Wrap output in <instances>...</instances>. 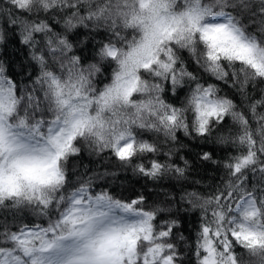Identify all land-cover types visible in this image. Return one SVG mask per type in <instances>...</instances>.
Segmentation results:
<instances>
[{
  "label": "snow or ice",
  "instance_id": "snow-or-ice-1",
  "mask_svg": "<svg viewBox=\"0 0 264 264\" xmlns=\"http://www.w3.org/2000/svg\"><path fill=\"white\" fill-rule=\"evenodd\" d=\"M13 36L29 70L0 61V264H264V0H0ZM197 161L223 169L206 192ZM129 170L178 194L115 193Z\"/></svg>",
  "mask_w": 264,
  "mask_h": 264
},
{
  "label": "trees",
  "instance_id": "trees-1",
  "mask_svg": "<svg viewBox=\"0 0 264 264\" xmlns=\"http://www.w3.org/2000/svg\"><path fill=\"white\" fill-rule=\"evenodd\" d=\"M91 47V44L87 45L88 51L85 53L89 56V58L91 57ZM0 61L4 62L8 69V74L15 79H19L24 72L29 70L27 67V49L19 43V38L16 36L11 37L6 45L0 47ZM237 103H239V98H237ZM226 123L231 124V121L227 120ZM184 142L189 145L192 151L188 152L185 150V152H182L181 154L187 155L189 159H194V154L199 151H213L215 153V158L221 160L227 154L225 150L215 144L201 145L199 141H189L187 139H185ZM76 162L81 165L88 164L93 167L96 163H99L95 157H89L86 153L82 155L78 161H74V163ZM197 164L199 166L198 173L197 171H193L192 175L189 177V185L192 180H199L202 184L200 191L206 192L209 190L207 185L215 183L223 174V169L218 168L210 162L201 163L197 161ZM178 189L179 185L174 180L169 181L168 179H164L163 181L154 183L144 179L143 177L134 176L130 170L127 172L122 171L120 173L119 181L113 185L114 192L117 194H123L125 197L132 196L134 193H149V205L164 201L165 192L178 194ZM189 190H191V187H189ZM173 211H175V209H173ZM180 216L182 222L181 231L185 237L194 235L197 215L193 213L181 212ZM31 219L34 218H28L25 222H29ZM188 243H191V241H188Z\"/></svg>",
  "mask_w": 264,
  "mask_h": 264
}]
</instances>
